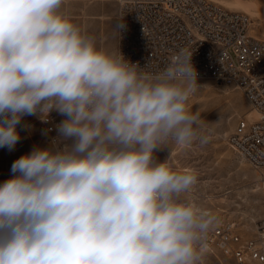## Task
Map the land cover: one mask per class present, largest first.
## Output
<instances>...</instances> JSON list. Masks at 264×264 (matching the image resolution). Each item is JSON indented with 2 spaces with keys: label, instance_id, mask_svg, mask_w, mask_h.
Listing matches in <instances>:
<instances>
[{
  "label": "clouds",
  "instance_id": "1",
  "mask_svg": "<svg viewBox=\"0 0 264 264\" xmlns=\"http://www.w3.org/2000/svg\"><path fill=\"white\" fill-rule=\"evenodd\" d=\"M66 2L0 0V148L25 116L64 117L0 184V264H203L219 218L187 195L194 170L155 155L209 143L193 52L146 70L98 48Z\"/></svg>",
  "mask_w": 264,
  "mask_h": 264
},
{
  "label": "built area",
  "instance_id": "2",
  "mask_svg": "<svg viewBox=\"0 0 264 264\" xmlns=\"http://www.w3.org/2000/svg\"><path fill=\"white\" fill-rule=\"evenodd\" d=\"M117 2V21L123 19L127 26L117 32V52L127 60L158 71L187 48L193 52L197 79L241 90L257 118H242L228 143L240 159L264 169V40L251 34L252 18L210 0ZM60 122L55 111L47 123L38 119L39 134L49 146L58 137ZM15 160H4L0 154V167L11 169ZM208 247L207 255L220 263L221 254L228 264H264V221L252 236L242 235L234 222H219L209 235ZM203 264H208L206 257Z\"/></svg>",
  "mask_w": 264,
  "mask_h": 264
},
{
  "label": "rangeland",
  "instance_id": "3",
  "mask_svg": "<svg viewBox=\"0 0 264 264\" xmlns=\"http://www.w3.org/2000/svg\"><path fill=\"white\" fill-rule=\"evenodd\" d=\"M210 1L230 11L248 14L253 22L251 34L264 40V0ZM100 5H104L103 0H67L63 7L74 23L95 38L98 48H111L109 51L115 52L113 25L108 18L94 16ZM197 82L200 87L190 99L189 107L201 112L210 131L209 143L188 148L173 144L157 150L155 155L161 162L170 155L168 163L174 170H194L197 184L187 195L216 214L219 222H234L242 235L252 236L259 222L264 221V169L240 159L229 146L228 138L242 118L255 119L257 114L241 90L217 84L212 79H197ZM60 117L62 121L64 117ZM38 119V116L23 118L18 126L21 139L14 150L0 148L4 160L18 159L30 153L34 146L49 147L39 134ZM11 176L10 168L0 167V184ZM206 258L208 264H228L221 254L222 263L211 254Z\"/></svg>",
  "mask_w": 264,
  "mask_h": 264
},
{
  "label": "crops",
  "instance_id": "4",
  "mask_svg": "<svg viewBox=\"0 0 264 264\" xmlns=\"http://www.w3.org/2000/svg\"><path fill=\"white\" fill-rule=\"evenodd\" d=\"M104 5H100L94 12V16L97 19H105L108 18L110 24L113 25V38L116 42L115 52H117V29L115 27L116 24V16H117V9H118V2L117 0H103ZM112 27V26H111ZM110 48V47H109ZM111 50V48L109 49Z\"/></svg>",
  "mask_w": 264,
  "mask_h": 264
},
{
  "label": "bare ground",
  "instance_id": "5",
  "mask_svg": "<svg viewBox=\"0 0 264 264\" xmlns=\"http://www.w3.org/2000/svg\"><path fill=\"white\" fill-rule=\"evenodd\" d=\"M223 7H224V6H223ZM118 10H119V9H117V13H118ZM116 21H117V18H116ZM117 32H118V30H117ZM255 113H256V112H255ZM256 118H257V117H256ZM250 120H252V119H250Z\"/></svg>",
  "mask_w": 264,
  "mask_h": 264
}]
</instances>
